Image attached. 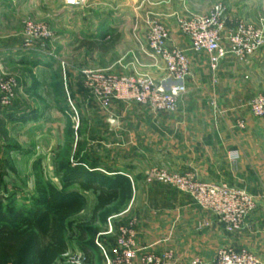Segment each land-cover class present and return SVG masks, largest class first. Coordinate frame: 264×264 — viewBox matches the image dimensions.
I'll return each mask as SVG.
<instances>
[{
	"label": "crops",
	"instance_id": "1",
	"mask_svg": "<svg viewBox=\"0 0 264 264\" xmlns=\"http://www.w3.org/2000/svg\"><path fill=\"white\" fill-rule=\"evenodd\" d=\"M50 1L0 0V31L14 34L20 31L23 19L31 16L51 20L53 29L64 32L50 46L58 59L46 54L40 61L48 66L47 70L55 69L48 61L62 63L72 49L70 45L75 47L81 67L111 69L118 75L144 73L158 83L167 77L164 61L152 57L148 42L139 46L131 41L132 35L137 37L145 32L140 14L128 11L121 24L104 25L95 11L83 13L82 7L68 5L65 0L51 6ZM155 14L162 16L163 11L157 9ZM249 19L264 26V4L254 5ZM102 32L112 37L98 35ZM117 39L118 45H109ZM15 41L2 40L0 44L11 47L18 44ZM169 45L189 49L190 41L176 29ZM12 58L21 63L28 55ZM206 65L205 61L193 58V74L187 79V91L180 97L175 112H154L138 103L118 100L109 109L98 112L113 146L121 152V157L114 158L109 165V171L125 176L132 185L128 191L136 197L129 202L132 210L125 216L136 221L133 226L139 246L148 247L158 257L171 253L172 264H186L195 257L211 264L222 247L247 249L264 264V122L248 108L251 98L264 93V46L245 61L224 59L216 84L212 83ZM76 95L92 114L93 109L87 107L94 104L89 93L84 90ZM238 120L245 121L243 128L238 126ZM233 150L240 154L237 161L230 158ZM154 166L193 171L202 181L244 188L258 198V206L241 231L228 233L188 194L166 184H147L145 172Z\"/></svg>",
	"mask_w": 264,
	"mask_h": 264
},
{
	"label": "rangeland",
	"instance_id": "2",
	"mask_svg": "<svg viewBox=\"0 0 264 264\" xmlns=\"http://www.w3.org/2000/svg\"><path fill=\"white\" fill-rule=\"evenodd\" d=\"M81 1V4L71 6L82 7L83 13H88L90 10L97 12L99 21L104 25H110L111 22L114 25L121 24L124 13L128 11L140 14L139 18L146 28L145 32L142 35L137 34V37L132 35L133 40L131 39L139 46L148 42L150 29L156 23L168 30L169 45L173 30L178 29L181 32L179 19H188L190 14H206L219 4L226 7L228 27H233L238 19L255 25V21L249 19L252 8L258 2L264 4V0ZM58 4V0L50 1L51 6ZM157 9L163 11L162 16L155 14ZM70 20L74 19L70 18ZM25 21L42 24L51 32L50 38L37 40L31 51L18 50L22 47L26 36ZM62 35H65L62 30L53 29L51 20L31 16L23 19L20 31L14 34L0 31V41H9L13 38L18 43L11 47L0 44V80L3 83L11 80L17 83L11 104L0 108V208L10 212L23 207L33 209L36 204H46L51 193L76 195L83 202V208L63 220L64 238L69 249L55 264H85V256L80 248V226L85 229V242L90 245L95 255L93 264H109L111 257L109 251L115 245L120 229L135 225V219L127 220L126 216L132 210L128 207L129 202L136 195L121 191L119 198L113 204L95 214L96 196L92 191H86L77 184L68 188L63 186V181L67 180V175L74 168L85 174L94 172L98 181H105L107 184L109 182L107 176L117 179L125 176L113 175L109 171V165H112L114 158L121 157V152L119 147L113 146L106 125L100 123L101 117L98 112L105 110L92 97L94 104L89 103L87 106L93 109V113L90 114L85 106L79 103L76 95L78 91L82 93L84 90L89 93L82 70L105 68L81 67L75 47L70 45L72 49L65 54L61 64L45 59L53 64L55 69L52 71L47 70L48 66L44 63H40L43 61V55L46 54L55 60L58 59L57 54L50 50V46ZM70 35L75 36L74 33ZM98 35L112 37L106 32ZM118 44L117 39L111 41L109 45ZM225 44L227 45V40ZM147 45L150 48L149 42ZM46 48L47 50H44ZM180 49L186 50L191 60L190 78L193 74L192 61L195 58L207 63L206 71L211 74L212 83L216 84L220 63L224 59L220 61L214 75L209 67V56L205 51L192 50L191 41L190 51L185 48ZM22 54L28 55V58L21 63H18L20 60L16 62L12 58L15 56L21 59ZM104 55L107 57L106 52ZM231 57L238 60L235 55L228 56ZM213 75L216 78L214 81ZM2 95L4 92H0V98ZM110 243L112 246L109 245ZM106 245L111 247L107 248ZM35 262V253L30 243L25 253L2 264H35Z\"/></svg>",
	"mask_w": 264,
	"mask_h": 264
},
{
	"label": "built area",
	"instance_id": "3",
	"mask_svg": "<svg viewBox=\"0 0 264 264\" xmlns=\"http://www.w3.org/2000/svg\"><path fill=\"white\" fill-rule=\"evenodd\" d=\"M69 5H79L81 0H65ZM226 7L216 5L206 14H190L188 19H179L181 32L191 41V49L208 54L209 67L215 75L220 61L235 55L239 61L259 51L264 46V26L246 23L238 19L233 27L227 25ZM25 40L20 51H31L37 40L50 38L51 32L46 26L33 21H25ZM152 57H160L165 63L167 77L160 83L144 73L118 75L111 69L82 70L89 94L107 110L116 100L125 103L135 102L154 112H175L180 97L187 91V79L191 76V60L184 49L170 47L168 30L161 24L151 27L148 35ZM227 40V45L225 44ZM225 41V42H224ZM55 56V55H54ZM213 75V81L216 79ZM17 87L16 81L3 83L0 80V108L11 104ZM248 108L254 117L264 122V93H259L248 102ZM244 120L237 124L244 127ZM240 154L230 151L232 161ZM147 183H163L188 194L203 210L211 213L228 233L241 231L248 216L256 210L259 200L244 188L225 182L202 181L193 171H171L162 167H152L146 171ZM137 233L133 226L120 229L115 245L110 249L109 264H172L171 253L158 257L148 247L139 246ZM186 264H208L202 258L195 257ZM211 264H262L253 252L231 247H222L216 252Z\"/></svg>",
	"mask_w": 264,
	"mask_h": 264
},
{
	"label": "trees",
	"instance_id": "4",
	"mask_svg": "<svg viewBox=\"0 0 264 264\" xmlns=\"http://www.w3.org/2000/svg\"><path fill=\"white\" fill-rule=\"evenodd\" d=\"M70 172L63 186L68 188L77 184L86 191H92L96 196L95 214L113 204L121 191H128L130 187L125 177L107 176V184L98 181L94 172L85 174L78 168ZM82 208L83 202L76 195L63 193H51L46 204H36L33 209L23 207L10 212L0 208V264L25 253L30 243L35 253V264H55L69 249L64 238L63 220ZM85 240V229L80 226V248L85 264H93L95 255Z\"/></svg>",
	"mask_w": 264,
	"mask_h": 264
},
{
	"label": "water",
	"instance_id": "5",
	"mask_svg": "<svg viewBox=\"0 0 264 264\" xmlns=\"http://www.w3.org/2000/svg\"><path fill=\"white\" fill-rule=\"evenodd\" d=\"M113 124H115V121H112Z\"/></svg>",
	"mask_w": 264,
	"mask_h": 264
}]
</instances>
